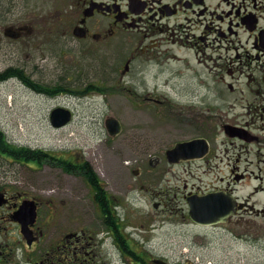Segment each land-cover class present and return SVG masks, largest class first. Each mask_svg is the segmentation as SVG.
<instances>
[{
    "label": "flooded vegetation",
    "instance_id": "af4514ba",
    "mask_svg": "<svg viewBox=\"0 0 264 264\" xmlns=\"http://www.w3.org/2000/svg\"><path fill=\"white\" fill-rule=\"evenodd\" d=\"M0 47L25 69L21 62L46 59L47 52L79 62L56 67L65 71L61 76L76 77L77 90L92 86L93 94L79 98L131 95L135 111L157 109L160 121L171 119L180 128L178 141L163 147L134 129L135 137H125L130 153L160 157L162 163L178 142L201 140L186 154L194 159L165 162L168 169L186 165L190 173L208 177L205 189L199 181L182 194L187 209L189 198L212 193L230 203L232 214L211 226L198 225L182 213L186 223L212 229L214 247L222 248L226 234L242 243L244 237L234 227L245 232L246 215L264 220V0H0ZM147 76L159 79L152 91L160 95L150 99L156 107L135 96L149 91L136 81ZM119 136L106 137L104 144ZM72 155V162L83 158ZM77 172L65 175L88 184ZM251 184L253 191L245 195L244 187ZM146 191L156 209L168 208L161 193ZM72 198L61 201L62 231L56 236L48 229L57 211L52 201L0 182V264H116L114 250L131 254L133 235L126 215L116 224L113 194L93 193L97 226L80 206L71 208ZM32 200L38 206L33 224L28 214L19 213ZM181 201H176L180 211ZM146 219L152 223L150 216ZM251 222L255 233L264 236V223ZM142 229L146 249L151 230ZM152 259L145 264H155Z\"/></svg>",
    "mask_w": 264,
    "mask_h": 264
},
{
    "label": "rangeland",
    "instance_id": "374dc122",
    "mask_svg": "<svg viewBox=\"0 0 264 264\" xmlns=\"http://www.w3.org/2000/svg\"><path fill=\"white\" fill-rule=\"evenodd\" d=\"M16 64H18L16 57L10 56L9 53L5 55L0 47V71ZM57 64L63 69L72 68L79 62L73 65L65 57L58 54L56 57L51 52L46 53V59L21 62L36 81L76 88V85L73 86L76 77L61 76L65 71H58ZM82 64L88 66V63ZM87 69L92 71L89 67ZM136 81L149 89L135 95L139 96L138 100L156 107L150 99H157L160 95L156 90L152 91V88L158 85L159 79L147 76L137 78ZM129 100L131 95L120 93L111 94L109 98L96 95L80 99L75 95L65 94L47 98L27 89L17 79H11L4 83L0 82V127L8 141L15 145L44 149L55 156L76 154L88 161L99 178L107 184L108 192L121 200L122 206L117 208V212L122 217L126 215L124 220L130 225L127 229L136 239L135 249L138 251L143 250L142 246L146 241L143 238L145 232L142 225L149 226L152 240L146 245L148 260L149 257H155L165 259L171 264L177 262L182 264L187 261L192 264H264V239H260L255 233L251 222L257 219L264 223L263 219L246 215L245 232L240 226L234 227L235 233L242 235L244 241L236 242L230 234H226L222 248L211 244L212 229L195 227L183 220L182 213H187V206L181 201L182 194L199 181L203 182L200 184L201 189H205L208 177L200 172L190 173L186 165L168 169L164 158V162L156 168H151L150 156L128 152L129 139L135 137L134 129L143 134L142 139H150L162 147L173 145L181 133L177 132L180 128H177L171 119L168 122L160 121L157 118L159 113L157 109L148 107L140 113L135 111L134 103L132 102V107ZM58 106L71 108L74 112L72 122L61 129L54 128L50 121L52 110ZM110 115L113 117L120 115L118 117H121L119 120L124 129L115 141L105 145L104 141L108 134L104 121ZM126 136L129 138L127 142ZM113 144L115 148H112ZM99 145L101 147L98 148ZM4 156H0V182L36 193L42 200L52 201L51 205L55 206L57 211H54L55 223L48 226V229L54 230L56 236L62 231L61 201H65L67 196L73 197L71 208L74 205L80 206L93 219L95 226L100 224L94 217L97 214L94 213L96 210L92 190L81 178L70 177L68 180L60 168L49 164L37 166ZM138 167L143 172L136 177L133 171ZM200 175L201 180L197 178ZM67 182L68 187L65 189ZM146 189L153 193H161L168 208L156 209L153 206L154 199L147 197L150 196V192ZM252 191L251 184L245 186L243 192L247 195ZM176 201H181L182 211L177 207ZM46 211L47 208L44 209V212ZM147 216H150L151 224L146 219ZM206 237L210 238L209 242ZM114 251L116 264H138L131 255H122L118 250Z\"/></svg>",
    "mask_w": 264,
    "mask_h": 264
},
{
    "label": "water",
    "instance_id": "95a60500",
    "mask_svg": "<svg viewBox=\"0 0 264 264\" xmlns=\"http://www.w3.org/2000/svg\"><path fill=\"white\" fill-rule=\"evenodd\" d=\"M72 119V113L70 110L65 108H57L51 113V123L55 128H62L67 125ZM106 127L111 136H117L120 134L122 127L118 120L114 118H109L106 121ZM201 140L190 141L185 143L177 144L172 150L168 152V161L171 164L178 163L181 161H187L194 159L186 155L190 150H192L196 144ZM202 156V155H199ZM160 159L154 157L151 161V165L155 166L156 162H159ZM188 203L190 205V217L191 219L201 225H211L221 222H225L227 217L231 214L230 203L226 201L225 198H219L217 194H209L206 196L198 198H189ZM28 207L24 206L21 208L19 213H27ZM30 212V211H28ZM35 212H33V218ZM21 222H25L21 220ZM23 230H26V226H23ZM157 264H166L162 260H155Z\"/></svg>",
    "mask_w": 264,
    "mask_h": 264
},
{
    "label": "trees",
    "instance_id": "16d2710c",
    "mask_svg": "<svg viewBox=\"0 0 264 264\" xmlns=\"http://www.w3.org/2000/svg\"><path fill=\"white\" fill-rule=\"evenodd\" d=\"M19 77L23 82L27 83L32 87L39 88L41 87L38 82H35L30 75H28L24 70H17L16 68L9 69L5 72L0 73V81L6 80L10 77ZM44 86V91L49 92L50 94H60L66 91L65 86L56 85V86ZM92 89V86H89L86 90L77 91L79 93H85ZM0 152L6 154L7 156L13 158L14 160H22L26 162H34L38 166L44 165V163L52 164L56 167L61 168L65 172H75L80 171L83 173V176L88 180V182L95 187V184H98L99 178L95 173L93 167L88 161H80L77 163L72 162L70 159L64 157H53L47 151L42 149H32L26 146H17L10 143L5 133L0 129ZM80 169V170H79ZM79 174V173H78ZM100 189V188H99ZM133 258L138 262H144V254H139L135 250L131 252Z\"/></svg>",
    "mask_w": 264,
    "mask_h": 264
}]
</instances>
